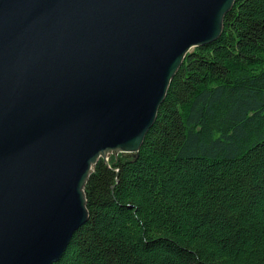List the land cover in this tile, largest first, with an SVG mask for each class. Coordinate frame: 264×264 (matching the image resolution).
<instances>
[{
    "label": "water",
    "instance_id": "95a60500",
    "mask_svg": "<svg viewBox=\"0 0 264 264\" xmlns=\"http://www.w3.org/2000/svg\"><path fill=\"white\" fill-rule=\"evenodd\" d=\"M234 1L0 0V264L60 258L93 165L138 151Z\"/></svg>",
    "mask_w": 264,
    "mask_h": 264
},
{
    "label": "trees",
    "instance_id": "16d2710c",
    "mask_svg": "<svg viewBox=\"0 0 264 264\" xmlns=\"http://www.w3.org/2000/svg\"><path fill=\"white\" fill-rule=\"evenodd\" d=\"M51 264H264V0L193 47L138 151L99 158Z\"/></svg>",
    "mask_w": 264,
    "mask_h": 264
},
{
    "label": "rangeland",
    "instance_id": "374dc122",
    "mask_svg": "<svg viewBox=\"0 0 264 264\" xmlns=\"http://www.w3.org/2000/svg\"><path fill=\"white\" fill-rule=\"evenodd\" d=\"M110 154H113V153H110ZM110 154H109V155H110ZM117 154H118V153H117ZM117 154H113V155H117ZM109 155H108V156H109ZM107 158H108V157H107Z\"/></svg>",
    "mask_w": 264,
    "mask_h": 264
}]
</instances>
